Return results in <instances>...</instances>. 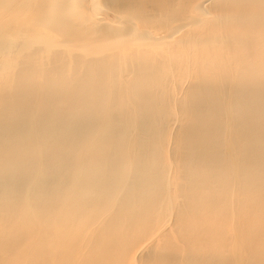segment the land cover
Masks as SVG:
<instances>
[{
	"label": "bare ground",
	"instance_id": "6f19581e",
	"mask_svg": "<svg viewBox=\"0 0 264 264\" xmlns=\"http://www.w3.org/2000/svg\"><path fill=\"white\" fill-rule=\"evenodd\" d=\"M0 264H264V0H0Z\"/></svg>",
	"mask_w": 264,
	"mask_h": 264
}]
</instances>
